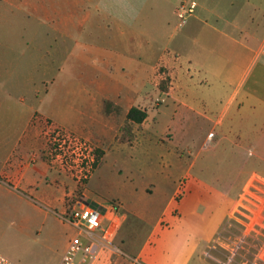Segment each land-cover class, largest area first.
<instances>
[{
    "label": "crops",
    "instance_id": "0c3cea01",
    "mask_svg": "<svg viewBox=\"0 0 264 264\" xmlns=\"http://www.w3.org/2000/svg\"><path fill=\"white\" fill-rule=\"evenodd\" d=\"M47 1L2 0L10 8L5 15L19 12L36 20L19 57L0 56L2 210L36 209L35 200L65 213V199L78 196L102 208L115 206L87 190L76 193L73 180L49 164L42 129L34 121L37 116L92 140L96 152L102 153L97 157L96 171L109 151L127 144L120 141L121 129L133 107L144 110L147 117L141 124L129 123L133 136L130 148L151 141L148 135L140 139L139 129L162 126L172 139L182 133L185 136L183 125L190 128L208 123L233 148L252 146L254 162L264 165V0H192L194 12L182 27L174 28L167 20L176 15L184 0H68L64 21H60L61 11L53 8L56 0H49L51 9ZM83 4L91 5L95 14H88ZM18 7L21 9L14 12ZM94 16L102 18L104 24L98 20L84 27ZM44 18L54 39V45L49 46L52 54L58 58V50L63 52L55 70L44 61L43 55L49 52H43L42 44L36 56L37 33ZM64 22L66 27H59ZM25 28L19 27V31L27 32ZM0 44L5 46V42ZM164 77L170 80L166 92L147 91V86H157L156 81ZM37 80L50 81L40 90L35 86ZM156 93L163 101L158 108L148 105L149 97ZM150 110H155L156 116H149ZM156 143L159 140H154ZM252 175L240 191L250 184ZM116 207L117 211L105 219V223L108 217L116 223L114 234L126 216L122 206ZM47 214L42 218L25 215L19 227L27 231L40 225L37 227L42 229L50 218ZM50 219L75 230L60 218ZM75 235L76 231L72 239ZM47 238L50 243L45 248L52 251L54 237L48 234ZM69 241L60 252L52 251L55 264H59ZM144 249L145 245L136 251L135 258H140Z\"/></svg>",
    "mask_w": 264,
    "mask_h": 264
},
{
    "label": "rangeland",
    "instance_id": "374dc122",
    "mask_svg": "<svg viewBox=\"0 0 264 264\" xmlns=\"http://www.w3.org/2000/svg\"><path fill=\"white\" fill-rule=\"evenodd\" d=\"M67 1H53V8L61 11L60 21H64L65 11H68ZM184 1L190 3L192 0ZM46 6L51 9L49 0ZM82 8L88 14H95L91 5L83 4ZM7 9L10 8L0 0V43L5 42L4 47L0 44V56L16 58L21 54L22 47H25L26 40L31 38L28 31L36 20L31 15H19V7L14 9V12H18L16 16L9 13L5 15ZM98 20L102 22V18L94 16V20L84 23V27L94 25ZM167 21L170 28L179 26L176 15H171ZM49 24L44 18L37 33L36 56L39 57L42 44L43 52H49L48 55H43L44 61L55 70L61 64L63 52L58 50V58L52 54L49 46L54 45V39L47 28ZM66 25L65 22L60 23L59 27ZM19 27H26L27 32H20ZM59 43L61 45V41ZM159 48L162 52L163 48ZM160 71L164 69L161 68ZM49 81L37 80L35 86L43 90ZM156 84L155 87L147 86V91L152 92V88L155 92L161 88L167 91L170 80L164 77L156 81ZM157 94L149 97V106L153 104L158 108L163 104ZM148 114L156 116L155 110L148 111ZM182 130L185 136L182 133L180 137L169 139L162 126L155 125L154 128L145 130L146 133L139 129L140 139L148 135L151 138L149 143L146 141L138 147L130 148L132 143L129 142L119 149L114 148L107 153L98 170L96 168V172L93 171L91 181L90 178L82 184L73 181L76 184V193L87 190L100 201L122 206L126 213L111 241V245L119 252L103 250L95 264H128L129 259L135 258L136 251L144 245L145 249L139 259L149 261L150 264H225L230 255L229 250L234 248L233 243L242 238L241 247L231 264H261L255 261L254 256L257 247L264 242V224L261 229L255 228L256 232L246 236L245 234L252 227L246 218L254 219L258 215L264 198L255 191L257 200L262 201H254V205L245 204L244 199L248 197L244 193L253 190L250 186L264 192V165L254 162L252 146L242 145L240 150L233 148L222 141L217 131L212 130L208 123H199L190 128L183 125ZM121 133L124 140L131 138L127 121H124ZM208 133L211 135L207 139ZM154 140H159V143L153 144ZM95 155L100 158L102 153L98 150ZM249 175H252L250 184L245 192L240 191L242 183ZM234 199V208L227 216ZM73 200L71 197L65 199L68 208L65 213L35 200L32 203L36 209L0 208L3 219L0 225V254L14 264H55L52 251L60 252L63 243L72 240L75 230L50 218L54 216L63 220ZM239 205L245 206L252 213L243 210ZM45 214L50 218L41 225L42 229L37 227L40 225L31 226L27 231L19 227L23 216L42 218ZM261 216L264 218V213ZM38 232L40 236L37 235ZM48 234L54 237L55 246L52 251L45 248L50 243ZM218 235L222 246L215 244Z\"/></svg>",
    "mask_w": 264,
    "mask_h": 264
},
{
    "label": "built area",
    "instance_id": "2783aa9c",
    "mask_svg": "<svg viewBox=\"0 0 264 264\" xmlns=\"http://www.w3.org/2000/svg\"><path fill=\"white\" fill-rule=\"evenodd\" d=\"M195 8L194 2L187 3L184 1L178 6L176 16L179 20V25L185 23L186 18L194 12ZM34 121L42 129L45 140L44 152L48 157L49 164L70 177L77 184L87 181L97 164V156L95 155L96 145L92 140L75 135L40 116H37ZM250 188H253L254 191L244 193L248 197L244 199L245 204L254 205V201L258 203L262 201L257 200L255 191L262 194L263 198L264 192L257 190L253 186H250ZM239 206L243 210L252 213L245 206ZM116 211V206L102 208L101 206L88 203L87 199L83 196L76 197L63 219L74 227L76 235L69 242L59 264H95L99 254L103 250L119 252L111 245V241L115 235L116 223L109 217L105 223L108 214ZM263 213L264 204L254 219L246 218L252 227L245 236L251 232H256L255 228H263L264 218L261 216ZM242 242L243 238L239 239L237 243H233L234 248L229 250L230 255L227 257L228 261L225 264L233 262ZM215 244L222 246L220 235L216 238ZM254 257L256 262L264 264V242L257 247ZM129 260L130 264H144L139 258ZM0 264L14 263L0 254Z\"/></svg>",
    "mask_w": 264,
    "mask_h": 264
},
{
    "label": "trees",
    "instance_id": "16d2710c",
    "mask_svg": "<svg viewBox=\"0 0 264 264\" xmlns=\"http://www.w3.org/2000/svg\"><path fill=\"white\" fill-rule=\"evenodd\" d=\"M161 91H166L165 88H161ZM147 117V113L144 110L138 109L136 107H133L129 110V112L127 113L126 116V121L129 124L131 123H135V124H141ZM130 125V124H129ZM131 130V127H130ZM122 137L120 138V141L123 143H129L132 141L133 136H131V138H129L128 140H124L123 139V135H121Z\"/></svg>",
    "mask_w": 264,
    "mask_h": 264
}]
</instances>
